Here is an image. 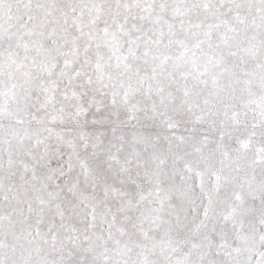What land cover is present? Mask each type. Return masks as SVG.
<instances>
[{
  "label": "snow or ice",
  "instance_id": "1",
  "mask_svg": "<svg viewBox=\"0 0 264 264\" xmlns=\"http://www.w3.org/2000/svg\"><path fill=\"white\" fill-rule=\"evenodd\" d=\"M0 264H264V0H0Z\"/></svg>",
  "mask_w": 264,
  "mask_h": 264
}]
</instances>
